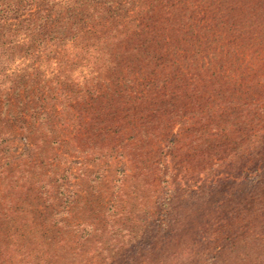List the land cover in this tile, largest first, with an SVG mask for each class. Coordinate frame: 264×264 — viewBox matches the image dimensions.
I'll list each match as a JSON object with an SVG mask.
<instances>
[{
  "label": "trees",
  "instance_id": "obj_1",
  "mask_svg": "<svg viewBox=\"0 0 264 264\" xmlns=\"http://www.w3.org/2000/svg\"><path fill=\"white\" fill-rule=\"evenodd\" d=\"M115 158L151 206L236 184L227 226L246 223L264 202V0H0V264H163L80 228L101 224L80 192Z\"/></svg>",
  "mask_w": 264,
  "mask_h": 264
},
{
  "label": "rangeland",
  "instance_id": "obj_2",
  "mask_svg": "<svg viewBox=\"0 0 264 264\" xmlns=\"http://www.w3.org/2000/svg\"><path fill=\"white\" fill-rule=\"evenodd\" d=\"M19 137L13 139L16 159L29 153L30 146L28 140ZM77 158L70 155L73 162ZM105 164L106 181L86 182L80 192L91 207H100V225L91 224L87 216L80 226L86 232L94 227L100 230L99 238L92 237L91 243L127 248L117 259L135 263L264 264V202L252 206L254 213L248 206L251 216L240 228L227 226L237 213L233 194L240 188L236 184L226 182L220 193L203 199H175L172 208L166 209L163 204L148 205L146 193H138L132 181L118 182L117 169L125 168L127 161L115 158ZM100 166L92 168L96 171ZM71 167L75 171L77 165ZM71 183L68 188L73 190L77 185L73 180ZM71 200L67 207L75 212L78 200Z\"/></svg>",
  "mask_w": 264,
  "mask_h": 264
}]
</instances>
